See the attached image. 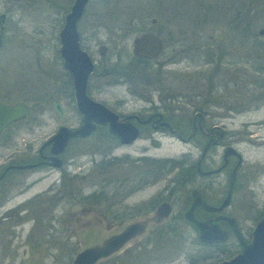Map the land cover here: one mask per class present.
<instances>
[{
	"label": "rangeland",
	"instance_id": "obj_1",
	"mask_svg": "<svg viewBox=\"0 0 264 264\" xmlns=\"http://www.w3.org/2000/svg\"><path fill=\"white\" fill-rule=\"evenodd\" d=\"M70 1L38 0L31 5H19V11L14 14L20 24L14 33L11 31V42H6L0 51V97L4 101H24L32 107V112L26 120L20 121L0 135V169L11 161V158L20 160L24 156L21 153L28 146L30 154H34L40 143L60 125L61 121L52 109L54 97L61 98L67 111L64 124H77L72 103L65 99L67 86L60 85L57 79L60 62L55 47L56 41L53 40L64 13L61 8L68 6ZM198 1L90 0L77 25L82 47L96 63L99 73L105 68L108 70L116 67L119 70V81L123 80L120 84L109 85L101 92H96L98 85L111 79V75L116 72L101 77L95 76L91 79L90 96L118 113H128L146 105L135 92L149 93L152 99H156L161 93H173L176 98L170 106H176L179 110L175 115L166 118L186 133L191 112L185 99L188 102L190 100L192 106H199L204 91L201 50L196 35L199 34L201 39H205L207 35L218 36L220 29L229 26L231 16L225 8L231 0H204L217 7L223 5L225 12L221 11L223 14L220 15V12L216 13L213 9L211 13H202L203 17L200 14V17L195 15L197 11L194 8ZM151 18L155 19V23H149ZM263 19L258 17L251 28L256 31L264 26ZM198 20H204V23H197ZM141 28L157 33L167 41L163 54L157 59H167L160 72L156 69L155 61L149 64L136 59L130 61L131 40ZM187 33L192 36L191 43L184 42ZM243 37L240 38V45L247 46L248 42ZM98 44L108 46L104 60L97 54ZM193 45L198 48H193ZM223 83L226 85L225 79ZM220 94V90L212 91L215 104L220 103L217 99ZM235 102L237 100L225 101L226 105ZM250 106L252 110L234 113L223 117L222 120L226 130L239 133L240 138L249 139L238 144L245 163L239 175V186L226 209V213L234 216L245 232L249 230L253 217L260 211L264 202V100H256ZM217 107L211 105L208 109L216 110ZM39 110L44 111L39 113ZM28 125L34 126L28 129ZM154 138L158 141L154 145L149 144V140L144 136H140L132 144L118 146L110 151L105 144L98 143L99 133L95 132L80 142L81 144L76 141L69 145V150L79 148L69 156L74 155L76 166L73 170L79 169L81 174L87 175L80 181L83 191L106 193V201L95 208L83 206L75 201L64 200L57 203L55 197L50 198L48 187L57 183V170H51L48 174L44 170L32 172L25 179L29 187L20 192L23 185L19 186L20 178L15 176V181L6 189L5 194L8 197L0 200L4 201L0 205V217L4 216L5 210L21 204L29 206L30 216H26L27 210L20 211L11 217V226L0 224V264H71L78 251L100 244L129 222L137 220L139 216L134 213L124 215L123 219L114 218V213H120L122 206V190L118 181L128 174L137 177L142 171H148L150 168L146 157H154L158 159L156 168L162 178L155 181L154 185H144L142 189L134 190L125 203L135 204L152 196L157 199V192L160 194L168 183L166 179L172 173L170 169L178 164L173 161L183 159L182 154L186 152L191 153L193 158L199 153V149L192 144H185L167 132L155 134ZM108 151L117 157V167L113 165L111 180L108 178L105 181V175L99 174L90 157L94 156L97 161L98 154ZM141 157L144 159L139 160ZM120 159L127 160L123 163ZM252 163H255L256 176L255 182L248 184L252 189L249 190L246 167ZM12 175L14 174L10 173L7 178ZM113 192H117L114 197L111 196ZM251 202H255V210L251 207ZM43 207L47 209L45 216L42 214ZM175 212L173 209L172 213ZM150 219L144 233L127 242L111 257L99 259L95 264H189L190 255L192 256L198 247L187 240V237H194V232L181 220L177 222L178 225L173 231L175 233L162 235L152 248L150 243L145 245L151 248L150 250L145 248V251L141 252V246L147 238L154 239L151 232L155 226ZM170 220L167 218L163 223ZM84 223L88 225H82ZM197 250L201 253L200 249ZM135 252H140V255L135 256Z\"/></svg>",
	"mask_w": 264,
	"mask_h": 264
},
{
	"label": "flooded vegetation",
	"instance_id": "obj_2",
	"mask_svg": "<svg viewBox=\"0 0 264 264\" xmlns=\"http://www.w3.org/2000/svg\"><path fill=\"white\" fill-rule=\"evenodd\" d=\"M37 1L38 0H0V51L5 47L6 42H11V31L14 33V31L18 29V25L20 23L16 20V18H14V14L15 12L19 11V5H31L33 3H36ZM73 1L74 0H71L68 6H63V8H61L62 11L64 10V13L61 17V24L58 27L56 31V36L53 40L56 41L55 47L60 62V70H58L57 72V79L60 85L67 86V93L65 95L66 98H64L72 103L71 107L74 113L76 114L77 124L73 126H68L64 124L67 111L60 100L61 98L54 97L52 102V109L54 110L53 103L55 100L59 102L61 108L63 109L62 117H59L56 111L54 110L57 117L61 121L60 125L57 126L55 131L60 126L75 128L79 126L81 121V117L75 112L73 105L72 81L69 76V73L63 67V60L59 56L58 52V32L63 25L64 16L68 12ZM232 1L236 0H231L230 2H227L229 4L225 8L228 9ZM89 2L90 0H88L85 4L80 17L75 23V27L78 33L79 46L82 50L87 53L91 62L93 63V69L90 72L86 81V94L89 98L95 100L90 96L92 78H94L95 76L101 77L111 72H116L111 75V79L99 84L96 88V92H101L106 86L120 84V82L123 80L119 81V70H117L116 67L108 70L105 68L106 70L104 69L99 73L97 70L96 63L93 61L89 53L82 47L77 25L79 20L84 15L85 9ZM262 2L264 4V0ZM67 3L68 2H66V4ZM220 7L222 8V11H224V6L222 5ZM250 9L251 11H253V14L250 15L251 19L255 17H261V19L264 18V8L261 13L257 12L260 15L256 16L257 13H255V0L250 3ZM221 14H223V12H221L220 15ZM151 19H153V22H151ZM151 19H149V23H155V19ZM228 23L229 26L227 28H222L219 30L220 33L218 36L207 35L205 39H201L199 34L196 35L201 50V75L204 81V91L201 94L202 102L199 106H192L190 100L188 102V100L185 99V101H187L188 103L191 112L188 124V131L186 133L182 131L176 123H173L171 120L166 118L168 116L175 115L176 111L179 110L176 106H170V103H172L176 98L175 94L161 93L159 94V96H157L156 99H152L151 94L149 93L139 94L135 92L138 98L146 104L145 106H142L138 109H133L128 113H118L116 110H112L109 108L111 111L118 114L119 118H122L123 116H131L128 121L131 122L137 129V137L132 142L128 144H122L114 135L107 131L106 125H96L87 136L70 138L60 153L52 155L53 153L50 150L51 145L45 144V142L47 141V139H49L51 135L55 133L54 131L47 139L40 143L34 154H30L31 151L30 147L28 146L21 153L24 156L20 158V160H14L11 158V161L7 162L5 165L2 166V169H0V174H2V176L0 177V200H5L8 197L5 194L7 192L6 189H8L7 187H9V185H11L13 181H15V176L18 175L20 178L19 186L21 184L23 185L21 186L22 189L19 190L20 192L23 189L26 190V188L29 187V183H25V179L32 172L44 170L47 172L46 174H48L51 170H57L59 174L58 181L57 183H52L49 185V197H55L57 203L63 202L64 200H67L66 202L75 201L80 203V201L82 200V202L80 203L81 205H88L92 208H95L96 199L94 196L98 191L85 193L83 191V188L80 187V181L83 178H86L87 175L81 174L79 169L77 171L73 170L76 166V163L73 161L74 155H69H71L72 152L74 154V151L79 148L75 147L72 150H69V145L72 142L76 141L79 144L83 140H86V138L90 137L92 134H95V132H98L100 137L98 143L101 145L105 144L104 146L108 147V149L112 151L115 147L132 144L136 139L140 138V136H144V138L148 139L149 144L151 143V145L157 144L158 141L154 138L155 134L167 132L179 141L185 144H192L193 147L198 148L199 153L197 157L193 158L191 153L189 152L182 154L184 157L182 159L183 163L181 164V166L175 165L173 168L170 169L172 170V173L166 179V182L168 183L165 184L161 191L163 196H161V193L159 194V192H157V199L152 196L147 200H141L135 204H127L125 203V200H128L134 190H137L138 188H141L144 185H154L155 181H157L158 179L160 180V178H162V176L159 175V170L157 171L158 167L156 160L158 159L154 157L152 158L150 156L146 157V160L148 162L147 165L150 168L148 171L145 170L144 173L142 171L137 177H133V175L129 176L128 174L127 177H124L123 179H120L118 181V184L119 186H121L122 190V206L120 209V213H114V218L123 219V216L128 213L137 214L139 217L135 221H140L145 224V228L142 233L145 232L149 219L151 218L150 220L153 221L152 225L155 226L153 231L151 232V235H154V239L149 240L150 238H147L145 243L141 246L143 249L141 252L145 251V248L149 249L148 247H145V245L148 246V244L150 243L152 248L153 244L157 240H159L162 235L167 236L168 233L173 232V230L175 231L178 225L177 222L179 220H181L185 225L192 229V231L194 232V237H187V240L191 241L196 247H198L196 248V251L192 254V256L190 255L189 264H218L219 262L229 259L238 252H240V240L235 237L232 227L229 225V223H227V221L221 218H218L215 221L211 220L218 216L233 217V219L235 220V226L237 227L243 239L241 241L245 244H248L250 242L251 233L253 231L255 223L258 219L264 216L263 202L260 211H258L257 214L253 217L252 224L250 225L249 230L245 232L242 231L236 218L226 213V209L230 206L234 193L237 190V187L239 186V175L241 170H243V165L245 163V158L242 155L238 144L243 143L245 141H249V139L246 137L240 138L239 133H232L226 130V126L222 122L223 117L231 116L234 113H246L252 110L250 109V105L254 101L264 100V33H259L260 28H264V26L258 28L255 31V29L251 28V24V27L241 29L239 28V26L234 27V23H231L229 21ZM143 32L154 33L146 28H141L137 30V34L135 36ZM154 34L159 36L157 33ZM225 36H227L226 39ZM242 36H244L243 38H245V41L248 42L247 46L240 45V38ZM191 37L192 36L190 35V33H187V35L184 37V42L186 41L188 43H191ZM159 38L162 42V49L157 57L152 59L142 58L133 55L130 51V61L136 59L138 61L145 62L146 64L155 61L154 63H156L157 65L156 69L160 72L161 67L165 65L164 63L165 61H167V59L164 61H160L157 59H159V57H161V55L163 54L166 44L165 42L167 41L161 36H159ZM173 42L174 41H171V43ZM99 45H104L106 48L103 55L98 52ZM98 46L96 48L97 54L100 59L104 60L107 55L108 46L105 44H98ZM114 46L116 45L114 44ZM193 46V48H198L196 45ZM45 73L46 75L48 74V72ZM223 79L226 80V85L223 83ZM213 81L215 84H213ZM214 90L221 91V94L217 96V99L220 100L219 104H215L212 98V91ZM59 96L63 97L60 94ZM229 100H237V102L232 105H226L225 101ZM0 102L13 103L10 101H4L1 97ZM26 105L30 109V114L25 118L19 119L11 123L6 129H4L0 133V135L7 131L10 127L19 123L20 121L26 120L31 115L32 107L27 103ZM211 105H217L218 107L217 109L215 108L216 110H209L208 106ZM43 111L44 110H39V113H42ZM147 118H149L148 121L143 122ZM164 123L168 124V126L164 125ZM244 125L246 126V124ZM33 126L34 125H28L26 126V128L30 129ZM170 128L172 129V131H170ZM244 132L246 133L247 131ZM12 136L13 135H11V137ZM110 151L98 154L99 159L97 161L94 160V156L90 157L91 162L93 161V165H96L95 168H97L99 174L102 173L105 175V181H107L108 178L109 181L111 180V168L113 167V165L116 164L115 160L117 159V157L111 154ZM51 156H55L57 158L59 162L58 166L50 165L49 162L51 160L49 157ZM141 159L143 160L144 158H139V160ZM126 160L127 159H125L124 161ZM9 165L30 166L27 168L11 167L10 169L4 171V169ZM115 167H117V165H115ZM181 167L182 171L178 172ZM246 169L248 170V177L246 178L247 187L249 190H252L249 188L248 184L251 182H255V163H252V165H248ZM10 173H13L14 175H12L10 178H7ZM148 181H150V183ZM230 184L232 185V187L228 204L222 207L219 211H209L200 205H195L193 207L192 216L197 221H210L211 225H216L226 234L224 240H217L211 242L201 241V239L198 238L199 233L198 230L195 228L194 224L184 217L185 212L188 211V209L193 204L196 198L203 201L207 205L213 207L219 206L225 198ZM116 193L117 192H113L111 196L114 197L113 195H116ZM105 194L103 195L102 200H100V202L98 201L99 204L101 202L106 201L107 197L105 196ZM12 195L13 194L11 192V196ZM2 202L4 201H0V205L2 204ZM40 202L42 203L43 201L40 200ZM162 202L168 203L170 210L166 217L162 218L159 221H156L154 216L155 210L158 205ZM251 207L255 210V202H251ZM28 208L29 206H27V204H21L19 206H14L10 209L5 210L4 216L0 217V224L4 223L8 226H11V217L15 216L20 211L26 212L27 210V213L25 214L29 217L30 215L28 213ZM41 209L43 216H45V211L47 210L46 207H43ZM173 209H175L176 211L175 214L172 213ZM149 214H151V216H148ZM167 218L171 220L166 223H163V221ZM82 225L88 224L84 223ZM165 227H167L168 229H166ZM160 228H162L161 234L159 233ZM205 234L209 237L214 236L210 230L207 231ZM197 249H200L201 253ZM135 253V256H137L138 254L140 255V252ZM111 255L108 257H111Z\"/></svg>",
	"mask_w": 264,
	"mask_h": 264
},
{
	"label": "water",
	"instance_id": "obj_3",
	"mask_svg": "<svg viewBox=\"0 0 264 264\" xmlns=\"http://www.w3.org/2000/svg\"><path fill=\"white\" fill-rule=\"evenodd\" d=\"M88 0H74L68 12L63 19V25L58 32L59 41V56L63 60V67L69 73L73 86V105L75 112L80 115L81 121L79 126L68 128L60 126L53 135L47 139L45 144L51 145V152L54 154L60 153L67 141L73 137L87 136L96 125H106L107 131L114 135L122 144H128L137 137L136 127L129 122L131 116H123L119 118L118 114L111 111L102 103L95 101L86 94V81L93 69L87 53L82 50L78 42V33L75 27L77 19L80 17L83 8ZM153 22V19H151ZM259 33H264V28H260ZM104 45L98 46V52L103 55L105 51ZM162 49V42L159 36L151 32H143L132 39L131 53L135 56L152 59L159 55ZM53 108L59 117L63 116V109L57 100L53 103ZM30 114V109L26 103L16 101L13 103L0 102V133L6 129L11 123L25 118ZM149 118L143 122H147ZM168 126V124L164 123ZM170 131L172 129L170 128ZM50 165L58 166L59 162L55 156H51ZM30 165L24 166H7L4 171L11 167L27 168ZM2 174H0V177ZM231 187L227 190L226 196L219 206L213 207L207 205L203 201L196 198L184 217L191 221L198 230V238L201 241L211 242L224 240L226 234L216 225H211L210 221L200 222L192 216V209L195 205H200L209 211H219L222 207L228 204L231 194ZM169 205L162 202L155 210V220L159 221L166 217L169 213ZM224 219L232 227L235 237L240 240L241 250L233 257L223 260L218 264H264V216L257 220L251 239L248 244L243 243L242 237L235 226L233 217L218 216ZM145 228V224L140 221H134L126 224L120 231L111 234L105 238L100 244L85 247L78 251L71 264H95L99 259L106 258L117 252L129 240L140 235ZM211 231L212 236H207L205 233ZM213 239V240H212Z\"/></svg>",
	"mask_w": 264,
	"mask_h": 264
},
{
	"label": "trees",
	"instance_id": "obj_4",
	"mask_svg": "<svg viewBox=\"0 0 264 264\" xmlns=\"http://www.w3.org/2000/svg\"><path fill=\"white\" fill-rule=\"evenodd\" d=\"M253 1L254 0H236V1L231 2L227 11L229 13H231L230 22L234 23V27L239 26V28L243 29V28L251 27L255 24V20H257L258 17L251 19V16H250L253 14V11H251V9H250V3H252ZM262 1L263 0H255V2H256V12L255 13H257V12L261 13L263 11L264 4ZM194 9H195V11H197L196 12L197 14L195 13V15L199 16V14H200V16H202V17L204 16L202 13H206V14L211 13L213 11V9H215L214 11L216 13L217 12L221 13V11H222L221 7L214 6L213 4L205 2L204 0H201V1L199 0L198 2H196ZM259 15L260 14H258V13L256 14V16H259ZM202 17H201V19H202ZM201 22L203 24L204 20H202V21L198 20L197 23H201ZM250 24H251V26H250ZM167 161H173V160H167ZM173 162L178 163L177 165H180V166L183 163L182 159L177 160L176 162L175 161H173ZM181 171H182V167L180 170H178V172H181ZM101 192H102V194L99 192V193H96L94 196L96 199V201H95L96 205H98L100 200H102V198H103L104 193H103V191H101ZM81 202H82V200L80 201V203ZM165 228L168 229L167 227H165ZM159 231H160L159 233L161 234L162 228H160Z\"/></svg>",
	"mask_w": 264,
	"mask_h": 264
}]
</instances>
